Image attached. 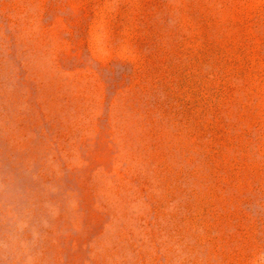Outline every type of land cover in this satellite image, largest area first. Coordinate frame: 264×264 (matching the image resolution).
Masks as SVG:
<instances>
[{"label": "rangeland", "instance_id": "374dc122", "mask_svg": "<svg viewBox=\"0 0 264 264\" xmlns=\"http://www.w3.org/2000/svg\"><path fill=\"white\" fill-rule=\"evenodd\" d=\"M0 264H264V0H0Z\"/></svg>", "mask_w": 264, "mask_h": 264}]
</instances>
